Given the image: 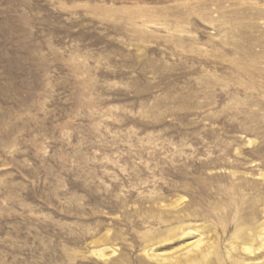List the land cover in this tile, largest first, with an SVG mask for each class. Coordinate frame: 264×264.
<instances>
[{
    "label": "rangeland",
    "instance_id": "obj_1",
    "mask_svg": "<svg viewBox=\"0 0 264 264\" xmlns=\"http://www.w3.org/2000/svg\"><path fill=\"white\" fill-rule=\"evenodd\" d=\"M258 233L264 0H0V264H264Z\"/></svg>",
    "mask_w": 264,
    "mask_h": 264
},
{
    "label": "bare ground",
    "instance_id": "obj_2",
    "mask_svg": "<svg viewBox=\"0 0 264 264\" xmlns=\"http://www.w3.org/2000/svg\"><path fill=\"white\" fill-rule=\"evenodd\" d=\"M179 203H182V200H179ZM182 235H187V232H184V229L182 230ZM258 236H259V238H261V240H263L264 239V236H263V234H257ZM248 235H243L242 236V239H243V241H245V240H247L248 239V237H247ZM257 236V237H258ZM242 247V250L246 253V252H251V249H250V247H248V245H246L244 242H243V245L241 246ZM250 254V253H249ZM168 256H169V254H158V257H162V258H164V259H166V257L168 258ZM205 257H206V255L204 254L203 255V253H201V258H198V257H196V255H190V256H187L185 259H184V264H199L200 263V261H205L206 259H205ZM171 263H173V262H171ZM163 264H165V263H163ZM173 264H181V262H174Z\"/></svg>",
    "mask_w": 264,
    "mask_h": 264
}]
</instances>
